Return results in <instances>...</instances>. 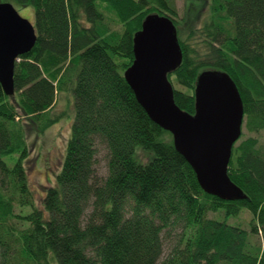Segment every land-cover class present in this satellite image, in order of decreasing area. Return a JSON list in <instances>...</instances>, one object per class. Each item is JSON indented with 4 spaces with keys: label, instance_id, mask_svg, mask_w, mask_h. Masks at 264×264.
I'll return each instance as SVG.
<instances>
[{
    "label": "trees",
    "instance_id": "16d2710c",
    "mask_svg": "<svg viewBox=\"0 0 264 264\" xmlns=\"http://www.w3.org/2000/svg\"><path fill=\"white\" fill-rule=\"evenodd\" d=\"M13 1L33 7L36 41L14 63V95L0 86V264H264V0H189L182 17L176 0ZM150 14L177 29L182 61L167 77L180 109L194 113L204 70L237 87L242 134L227 174L245 198L205 193L125 81ZM66 93L74 116L64 159L37 196L27 135L46 132ZM97 140L108 150L105 177L96 175ZM243 209L248 230L208 218Z\"/></svg>",
    "mask_w": 264,
    "mask_h": 264
},
{
    "label": "water",
    "instance_id": "95a60500",
    "mask_svg": "<svg viewBox=\"0 0 264 264\" xmlns=\"http://www.w3.org/2000/svg\"><path fill=\"white\" fill-rule=\"evenodd\" d=\"M133 36L134 60L124 79L151 121L167 131L176 150L192 168L200 188L225 201L245 198L228 177L234 144L242 134L243 106L229 75L205 70L194 89V113L174 101L167 75L181 64L182 51L173 21L147 15ZM32 22L11 3H0V86L14 95V67L36 41Z\"/></svg>",
    "mask_w": 264,
    "mask_h": 264
},
{
    "label": "rangeland",
    "instance_id": "374dc122",
    "mask_svg": "<svg viewBox=\"0 0 264 264\" xmlns=\"http://www.w3.org/2000/svg\"><path fill=\"white\" fill-rule=\"evenodd\" d=\"M188 1L189 0H176L180 17L184 16ZM0 3H11L23 18L28 19L29 22L34 21L33 7L20 6L13 0H0ZM190 4L191 7L197 5L194 0H191ZM200 19L201 18H199V20ZM198 24L200 23L198 22ZM70 99L71 101H68L67 93L63 96H59L50 114V118L54 119V122L50 124L46 132L41 135L29 132L27 135L30 153L26 160L25 168H27L30 188L37 196L44 195V191L49 185L54 184L55 176L60 171V165H62L64 159L65 144L70 133V123H72L74 116L71 103L73 99L71 95ZM243 132H245V136L251 135L245 130ZM263 139L264 132L259 136L260 142H262ZM96 147V175L105 177L108 171V150L105 144L100 143V140H97ZM6 161L9 164L11 163L9 159H6ZM251 217V213L246 209H243L238 216H230L229 218L225 216L222 211L208 213V218L226 221V223L231 226H238L246 230L250 229ZM165 249L167 252L168 246H166Z\"/></svg>",
    "mask_w": 264,
    "mask_h": 264
}]
</instances>
